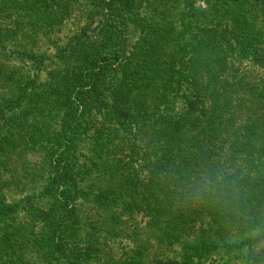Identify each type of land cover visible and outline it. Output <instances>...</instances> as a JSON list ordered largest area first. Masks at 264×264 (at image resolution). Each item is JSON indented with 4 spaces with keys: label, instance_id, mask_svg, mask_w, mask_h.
Segmentation results:
<instances>
[{
    "label": "trees",
    "instance_id": "trees-1",
    "mask_svg": "<svg viewBox=\"0 0 264 264\" xmlns=\"http://www.w3.org/2000/svg\"><path fill=\"white\" fill-rule=\"evenodd\" d=\"M0 49L45 68L0 64V195L37 179L30 154L46 173L35 207L0 197V264H228L264 243V0H0ZM216 166L243 214L186 195Z\"/></svg>",
    "mask_w": 264,
    "mask_h": 264
},
{
    "label": "rangeland",
    "instance_id": "rangeland-1",
    "mask_svg": "<svg viewBox=\"0 0 264 264\" xmlns=\"http://www.w3.org/2000/svg\"><path fill=\"white\" fill-rule=\"evenodd\" d=\"M68 26L66 28V31L68 33H74L76 31V26L72 25L71 20L69 21ZM46 52V53H44ZM37 54L41 55H48L45 56L46 58L52 57L54 54V49L49 48L47 45L40 46L39 51H37ZM5 63L8 64L10 67H16L15 70L20 69V71L23 73L24 76H29L33 72H38V75L42 79L45 73L40 72V70L45 69L42 66H38L34 64L33 62H20V59L18 60L16 55L10 56V55H4V52L2 49H0V64ZM48 64L49 62H45ZM42 75V77H41ZM25 167L30 171L29 173L31 175L37 176V179H35L34 182L30 181V179H27V181L22 182V186H19L20 189H15L14 187H11L10 190L7 192H3L0 197L1 199L4 198L7 204H19V207H23L22 201H26L25 208H28V206L35 207L37 202H40L42 198L41 195V186L43 184V178L46 177V173L44 170H40L41 165V155L36 154H30L28 156L27 160L25 161ZM41 198V199H40ZM43 201V200H42ZM25 213L24 211H19L15 218L16 223H21L24 220ZM31 226V224H30ZM31 239L32 240H38L40 239V235L36 229H34L31 232ZM33 243V242H32ZM264 250V243H260L254 250V254H252L251 250H239V251H232L227 252V254L224 257V261L228 264H256L252 261V258L254 256L260 260L259 264H264V254L261 256L260 253ZM177 252H167L166 257L170 258L173 257L174 254ZM211 260L218 261V258L211 257ZM209 262V261H206ZM223 262H219V264H222Z\"/></svg>",
    "mask_w": 264,
    "mask_h": 264
},
{
    "label": "clouds",
    "instance_id": "clouds-1",
    "mask_svg": "<svg viewBox=\"0 0 264 264\" xmlns=\"http://www.w3.org/2000/svg\"><path fill=\"white\" fill-rule=\"evenodd\" d=\"M187 196L224 214H243L239 177L227 166L205 169L190 178Z\"/></svg>",
    "mask_w": 264,
    "mask_h": 264
}]
</instances>
